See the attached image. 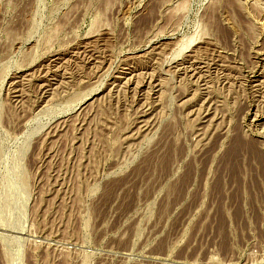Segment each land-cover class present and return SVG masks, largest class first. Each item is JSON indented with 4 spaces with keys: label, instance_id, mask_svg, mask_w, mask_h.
Returning <instances> with one entry per match:
<instances>
[{
    "label": "rangeland",
    "instance_id": "obj_1",
    "mask_svg": "<svg viewBox=\"0 0 264 264\" xmlns=\"http://www.w3.org/2000/svg\"><path fill=\"white\" fill-rule=\"evenodd\" d=\"M0 264H264V0H0Z\"/></svg>",
    "mask_w": 264,
    "mask_h": 264
},
{
    "label": "bare ground",
    "instance_id": "obj_2",
    "mask_svg": "<svg viewBox=\"0 0 264 264\" xmlns=\"http://www.w3.org/2000/svg\"><path fill=\"white\" fill-rule=\"evenodd\" d=\"M241 142V141H240ZM240 145V144H239ZM245 147V146H244ZM243 148V147H242ZM232 150V149H231ZM233 152V151H232ZM244 152V151H243ZM237 175V174H236Z\"/></svg>",
    "mask_w": 264,
    "mask_h": 264
}]
</instances>
